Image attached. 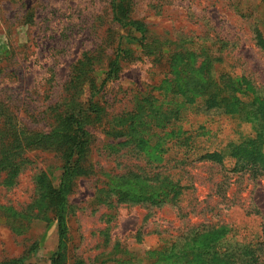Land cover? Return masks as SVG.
I'll use <instances>...</instances> for the list:
<instances>
[{
  "label": "rangeland",
  "instance_id": "374dc122",
  "mask_svg": "<svg viewBox=\"0 0 264 264\" xmlns=\"http://www.w3.org/2000/svg\"><path fill=\"white\" fill-rule=\"evenodd\" d=\"M111 1L0 0V104L5 103L17 123L31 132L48 133L53 128L50 108L63 102L79 60L98 57L89 76L95 86L102 83L123 37L121 71L94 96L106 105L109 117L89 128L93 137L86 166L91 173L78 178L68 196L69 231L62 249L66 264H153L154 250L172 246L194 228L224 225L232 229L230 239L264 241V178L247 182L205 162L185 167L169 163L157 170L154 160L146 156L145 160L134 144L118 146L125 138L115 134L111 120L133 111L138 97L160 93L169 64L166 55L158 61L143 53L134 39L141 34L113 19ZM126 2L130 20L140 23L147 36L194 51L213 44L215 51L221 50L222 62L217 65L221 72L246 77L264 99V51L256 45V31L264 37V0ZM92 82H85L76 97L84 106L91 100ZM187 108L180 127L207 141V149L252 132L250 124L221 110ZM154 143L150 154L159 160L163 156ZM27 155L32 163L13 184L3 183L5 174L0 175V264L15 259L21 264H50L59 247L57 222L33 220L30 205L38 199L41 173L59 185L62 154L32 149ZM143 169L148 175L180 173L189 188L178 203L160 208L116 204L109 191L117 182L113 177H129ZM197 260L193 256L190 264Z\"/></svg>",
  "mask_w": 264,
  "mask_h": 264
},
{
  "label": "trees",
  "instance_id": "16d2710c",
  "mask_svg": "<svg viewBox=\"0 0 264 264\" xmlns=\"http://www.w3.org/2000/svg\"><path fill=\"white\" fill-rule=\"evenodd\" d=\"M111 10L117 23L141 34L140 38L135 36L134 39L140 42L144 54L158 61L166 55L169 64V71L158 88L160 93L138 97L133 111L111 120L117 128L115 134L125 138L118 146L134 144L135 151L145 160L146 157L154 160L157 170H163L169 163L185 167L205 162L235 173L247 182L264 178V99L257 94L254 85L246 77L221 72L217 66L222 62L221 50L215 51L213 44L200 46L197 51L172 48L175 43L153 40L140 23L130 20L126 0H112ZM256 38V45L264 51V37L259 30ZM122 39L118 41L106 77L99 86H95L89 76L98 57L86 56L74 65L63 102L59 105L58 101L50 108V118L54 121L50 132L35 133L22 128L8 106L0 104V175L5 174L3 183L13 184L27 164L32 163L27 155L32 149H50L62 154L59 185L54 186L47 174L41 173L37 177L38 199L30 205L33 220L58 224L59 247L50 264H66L62 249L69 231L68 196L77 179L91 173L92 169L86 166L93 137L89 128L109 117L106 105L95 101L94 96L103 91L106 83L117 79L121 71V59L125 54L121 48ZM85 82H92L93 88L87 106L76 99ZM188 106L221 110L250 124L252 132L241 140L214 150L207 149L204 146L207 141L202 142L200 136L180 127ZM153 142L158 155L163 156L159 160L152 159L150 154ZM179 176L180 173L170 171L169 174L155 172L148 175L144 169L129 177L115 175L113 179L117 182L109 186V191L116 204L160 208L178 203L184 190L189 188ZM231 232L232 229L224 225L194 228L177 238L172 246L154 250L157 258L153 264H190L193 256L198 258L196 264H262L264 241L240 242L229 238ZM1 264H21V259Z\"/></svg>",
  "mask_w": 264,
  "mask_h": 264
}]
</instances>
